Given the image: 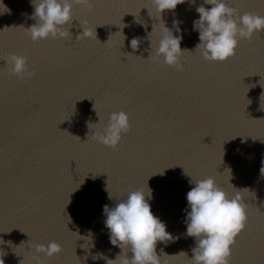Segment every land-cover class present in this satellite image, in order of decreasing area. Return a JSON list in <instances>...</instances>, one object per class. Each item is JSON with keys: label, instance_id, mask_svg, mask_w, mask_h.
Masks as SVG:
<instances>
[{"label": "water", "instance_id": "95a60500", "mask_svg": "<svg viewBox=\"0 0 264 264\" xmlns=\"http://www.w3.org/2000/svg\"><path fill=\"white\" fill-rule=\"evenodd\" d=\"M0 2L11 10L0 4L4 264H34L31 245L51 242L63 251L47 264H107L93 259L98 253L115 260L121 249L110 242L103 207L131 190L147 192V185L153 215L174 237L158 242L157 254L183 251L168 264H190L196 240L186 235L189 181L209 176L229 196L246 189L247 223L229 264H264V32L240 41L226 62H208L195 51L193 30L203 0H186L161 16L151 0H91V10L73 6L71 36L38 42L26 34L36 23L31 0ZM225 2L239 15L264 16V0ZM84 21L97 27L100 42L76 39ZM163 23L189 51L180 58L183 71L155 56ZM11 54L26 57L35 76L9 75ZM120 111L129 115L130 131L114 151L92 134Z\"/></svg>", "mask_w": 264, "mask_h": 264}, {"label": "clouds", "instance_id": "9594fccd", "mask_svg": "<svg viewBox=\"0 0 264 264\" xmlns=\"http://www.w3.org/2000/svg\"><path fill=\"white\" fill-rule=\"evenodd\" d=\"M31 2L34 12L29 18L36 23L26 30V34L33 42L71 36L69 28L74 19L73 6H84L89 10L93 7L91 0H31ZM185 2L186 0H151L160 16L165 11H174L178 5ZM191 3L195 4V0H191ZM0 4L3 5L2 2ZM204 5H211V8ZM3 8L6 9L4 12L11 14V10L5 5ZM196 12L199 19L193 22V30L199 33L200 42L196 45L195 51L199 50L203 59L208 62H226L235 56L240 41L251 42L254 35L264 32V16L252 12L239 15L237 9L229 7L225 0H203V4L196 8ZM80 24L83 32L76 39L98 40L97 27L93 29L87 26V21ZM182 39V36H174L163 23L159 44L155 48V56L163 57L166 65L178 71H183L184 68L180 58L185 52H189L187 49H181ZM139 43V37L133 38L131 48L137 49ZM151 56L152 54L149 58ZM5 61L9 75H14L17 79L32 78L36 74L34 70H29L27 58L24 56L11 54ZM93 110L95 111V104ZM129 120V115L124 111L111 113L107 125L95 131L92 139L115 151L122 134L130 131ZM100 124L99 119L98 124L92 125ZM189 183L194 186L186 196L190 208V211L185 210L186 235L196 240L192 258L189 259L190 264H229L231 248L247 223V204L241 196V192L246 189L239 190L234 187L235 194L229 196L211 176L198 180L191 177ZM151 196L152 190L147 185V192L142 188L131 190L125 199L116 200L114 207L104 205L103 212L106 216L104 223L110 233V242L113 246L119 247L121 252L115 260L107 259L102 253H98L93 259H106L107 264H168L166 259L168 257L187 255L183 251L176 255H168L163 249H160V255L157 254V243L174 242V237L166 231V225L153 215L148 202ZM109 199H112L110 194ZM31 249H34L32 256L34 264H47L48 259L63 251L56 242H51L47 246L34 244L31 245ZM40 254H43L45 259H41ZM0 264H4L2 257Z\"/></svg>", "mask_w": 264, "mask_h": 264}]
</instances>
